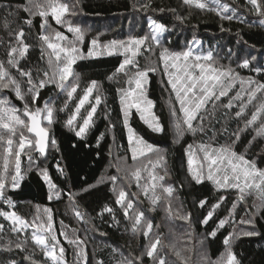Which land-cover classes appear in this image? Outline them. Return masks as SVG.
I'll use <instances>...</instances> for the list:
<instances>
[{
  "label": "snow or ice",
  "instance_id": "6c2138e0",
  "mask_svg": "<svg viewBox=\"0 0 264 264\" xmlns=\"http://www.w3.org/2000/svg\"><path fill=\"white\" fill-rule=\"evenodd\" d=\"M181 2L182 6L189 9L194 7L202 12L213 13L222 21L238 20L242 24L248 23L245 13H251L259 19L258 22L252 21L249 27L257 23L264 27V0H244L243 4L239 0H230V2L181 0ZM79 5L80 0H17L15 4L9 0L8 3H0V10L6 13L3 16L2 28L7 33V39L0 37V49L3 53L0 58V146H3V162L0 166V203L13 209L11 211L0 209V217L8 222L7 226L4 222H0V234L10 231L17 237L15 242L9 240L0 245V252H12L13 243L15 249L25 252L31 240L43 253L44 264L48 262L68 264L65 259L66 249L57 236L53 210L44 208L43 214L38 210L29 221L15 210L16 203L8 192L9 189L15 191L20 188L24 179L21 157L26 155L30 162L29 170L33 163L36 164L37 172L47 186L48 200L61 198L63 189L53 181L48 169L42 167L39 160L31 154L34 151L38 156L46 159L48 148L57 146L56 140L50 138V128L56 122L57 109L53 106L52 97L43 100V106H40L41 92L49 85H53L59 92L65 93L66 100L59 109L61 112L68 109V101H75L65 124L74 131L76 137L85 139L94 126V117L98 106L102 103V97L96 80H91L82 89V95L77 97L79 74L74 71L73 66L78 60L114 55L122 56L123 60L108 79L114 80L117 74L121 73L127 77L125 80L127 87H117L116 91L123 115L122 124L127 132L128 151L131 152L133 161L144 158L147 163L143 167L124 170L123 176L120 175L122 169L117 166L116 175L102 176L97 184L83 187L82 192H89L101 183H111L110 190L116 195L115 204L120 206L124 219L131 221L130 228H126V231L130 230L134 235L140 234L145 238L150 234L153 235L147 244L140 246L139 254L134 251L125 254L119 247L106 245L111 249L110 259L114 264H145V258H148L151 264H170L169 252L176 258L171 264H177V261L186 264L185 258L181 251L176 249L174 243L167 245L163 243L162 232L157 231L153 234V228L159 229L160 225H154L152 220L147 218L144 210L136 208L138 195L126 190L122 183L117 187L118 182L127 180L129 181L127 188H130L134 181L143 196L150 200L149 211H155L156 206L164 199L167 201L166 211L169 218H172L171 198L175 188L171 184L164 183L169 175L166 155L159 147L146 141L130 125L129 117L132 109H135L140 120L152 133L170 132L174 144L181 142L186 144L187 176L190 182H195L197 185L210 182L213 185L218 196L200 221L201 224L207 225L216 210L228 200V196L222 193L235 190V199L228 210V215L218 220L216 227L208 233V236L215 238L220 229L234 224L238 207H243L245 213L239 224L247 225L249 229L242 231V235L259 236L260 232L256 230L257 220L264 219V168L257 166V159H264V151L256 153L257 159L249 158L248 152L258 137L264 139V80L252 76L241 77L240 73L230 65H219L213 50L197 51L201 48L202 41L195 36L186 42L183 50L175 51L163 47L162 38L171 29L152 15L147 16L149 31L145 35L129 37L127 40L113 39L106 43H101L98 37H94L85 53L79 47L85 41V33L79 25L68 19L69 16L76 15ZM140 8L145 12H171L181 23L187 18L177 14L175 8L153 7L152 0H145ZM21 13L26 15L22 16ZM36 17L40 18V32L37 34L39 58L29 66L27 58L34 46L27 41ZM50 18L57 25L66 27L67 32L73 34V38L69 39L64 32L52 29ZM221 31L226 29L221 26ZM153 44L162 49L159 52V60L162 62V72L167 77L166 83L170 88V124L167 127L161 116L153 111L155 104L148 98L145 88L149 80V72H156L157 68L141 69L136 60L142 48L144 51L152 52ZM232 55L234 54L229 49L228 58L231 59ZM261 55L264 56V53ZM254 61H257V56L244 58L237 63V68L250 69L257 76L264 75V64H254ZM42 62L43 66H41ZM133 68L134 73L129 75ZM237 84L239 90L234 95H230ZM6 90L14 94L15 100L21 102L22 107H17L13 99L4 94ZM94 92L97 94L94 95ZM223 98H227L226 103ZM248 105H253L255 110L251 112L250 118H245ZM234 108L238 109L234 112V118L237 121L244 119L245 123L243 128L238 126L237 129L230 130L228 122L233 118ZM105 118L107 119V115ZM249 128H253L256 135L247 141L245 151L240 152L237 149L241 143V134ZM189 136L192 137L191 143L186 141V137ZM103 138L104 134L101 133L98 140ZM222 139L224 143H220ZM153 155L156 157L155 160L152 159ZM56 167L62 177L66 176L59 163ZM157 169H162L163 174H158ZM143 172L148 173V178L144 184H141L140 181L144 179ZM157 188L161 189L163 195L156 194ZM131 197H136V201ZM249 198L252 200L251 204L248 203ZM68 199L76 219L91 225L90 228L84 229L86 234L84 238L76 234L78 229H73L70 237L63 220L59 222L61 226L59 235L63 236L69 245H74L73 264H105L103 259H96L94 254L90 257L87 234L98 232L103 237L107 236V233L101 232L91 220L85 219L87 214L80 210L75 194L69 193ZM208 203L207 199H201L199 207L205 208ZM104 213L110 215L113 226L119 225L120 221L117 220L113 207L105 205L102 208L98 214L101 220ZM175 215L176 218L186 222H190L192 218L191 213L181 214L177 211ZM29 229H31L30 233ZM22 234L23 239H20ZM240 235L241 233L234 228L225 236L223 240L225 253L209 264H240L232 251V243L239 239ZM0 240H3V235H0ZM34 255V252L25 255L21 260L8 258L0 261V264H23V261L38 264L33 259Z\"/></svg>",
  "mask_w": 264,
  "mask_h": 264
},
{
  "label": "trees",
  "instance_id": "16d2710c",
  "mask_svg": "<svg viewBox=\"0 0 264 264\" xmlns=\"http://www.w3.org/2000/svg\"><path fill=\"white\" fill-rule=\"evenodd\" d=\"M8 2L9 0H0V3ZM11 2L15 4L17 0H11ZM144 2L145 0H80L78 11L87 20H94L96 28H103V30L106 29L108 32H115L114 27L118 24H120V27L125 26L129 19L142 21L144 16L152 15L153 18L165 23L169 29L176 28L178 33L181 27V30L188 34L197 32L207 38L209 35L214 36L217 42L224 44L231 51H234L237 47L245 50H264V27L259 26L258 23L249 27L250 23L242 24L238 20L222 21L213 13L198 12L182 6L181 0H152L153 7L175 8L177 14L187 17L181 23L175 19L173 13L168 11L164 13L143 11L140 5ZM189 12H191V15H189ZM5 14L4 10H0V37L7 39V33L2 28ZM21 15L24 16L26 14L21 13ZM101 21L104 22L103 24L105 22L107 24L100 27ZM39 24L40 18L36 17L34 19V27L28 34L27 42L34 46L30 50V56L27 58L29 66L34 64L39 58V41L37 39V34L40 32ZM221 26L226 31H221ZM83 49L87 51V41ZM2 55V49H0V58H2ZM119 63H121L119 57H104L90 60L84 59L75 64V72L79 74L82 88H85L91 80H96L103 96V101L95 115L94 126L83 140L76 137L75 133L70 129H67L65 125L66 114L64 111L63 114L59 111L64 100L57 94L58 91L55 86L49 85L41 92V107L43 106V100H47L49 97L56 101L54 104L57 107L56 122L50 130V138L56 140L57 146H50L47 158L42 161L53 181L63 189L61 198L59 200H48L47 186L35 170H31L25 175L21 181L20 188L15 191L9 189L8 192V195H11L16 203L15 210L26 219L31 218L35 207L51 208L56 228L59 227L61 220L67 227H73L75 218L71 213L68 196L69 193L75 194L76 203H78L80 210L87 214L85 218L91 220L101 232L107 233V236L102 237L96 232L97 241L101 238L103 242L96 241V244L92 242V245H94L92 255L94 254L98 259H103L105 264L114 263L110 259L112 255L111 249L106 247V245L119 247L125 254L129 251L139 254L140 246L145 244L142 235L138 236L132 234L130 230L126 231V228H130V223L124 219L122 210L115 204V197L110 190V183H101L89 192H82L83 187L89 184H97V181L108 173L112 157L111 148L115 147L120 151V154H126L127 140L122 125L118 93L116 91L119 84H116L114 80L108 79V76L113 74ZM41 66H43V62ZM249 75L255 76L256 79L264 80V75L257 76V74L253 73ZM6 95L13 99L14 103L18 102L22 106L21 102L15 100L14 94L7 92ZM148 98L155 104V113L161 116L166 127L169 126L170 118L169 110L166 106L167 100L162 91L160 81L153 74L149 76ZM220 111H223V109H220ZM106 115L107 119L105 118ZM232 117L228 122L230 130H235L238 126L241 128V120L237 121L233 113ZM112 125H115V127H112ZM130 125L146 141L166 150L172 185L175 188L174 194L177 196L182 212L191 213L196 234L207 236L208 254L212 260H215L224 249L223 240L228 235L229 229H222L215 238L208 237V233L215 228L218 220L226 215L232 204L231 200L228 199L219 208L212 220L207 225L202 226L200 221L207 214L211 204L216 202L218 194L208 182L197 185L195 182L186 180L184 169V149L186 144L184 142L174 144L170 132L167 134L152 133L135 115H132ZM101 133L104 134V138L98 140ZM111 133L114 139H112ZM251 138L252 135L250 133L241 136V143L237 150L244 152L245 145ZM186 141L191 143L192 138L186 137ZM224 142L223 139L220 141V143ZM261 151H264L263 142L257 139L248 152V156L251 159H257L256 153ZM57 163L64 169L66 176L62 177L59 174L56 167ZM257 166L264 168V159H257ZM201 199H207L209 202L205 208L199 207ZM105 205L113 207L116 218L120 221L119 225H112V220L108 213H104L103 220L99 218L98 214ZM0 209L13 210L2 203H0ZM0 222H4L7 226L8 222L3 221L2 217H0ZM256 230L260 232L259 236L241 237L233 244L232 251L236 254L240 264H264V219L257 220ZM0 235H3L0 245L5 244L9 240L15 242L17 238L16 234L10 231ZM20 239H23V237L20 236ZM12 247V252H0V261L12 257L21 260L23 256L34 252L33 259L39 263L43 262L42 252L34 246L31 240H29L25 252L15 249L14 243ZM25 263L26 261H23V264Z\"/></svg>",
  "mask_w": 264,
  "mask_h": 264
},
{
  "label": "rangeland",
  "instance_id": "374dc122",
  "mask_svg": "<svg viewBox=\"0 0 264 264\" xmlns=\"http://www.w3.org/2000/svg\"><path fill=\"white\" fill-rule=\"evenodd\" d=\"M227 2H230V0H227ZM239 2L240 3L242 2L241 4H243L244 0H239ZM191 10L202 12L200 10L195 9L194 7L191 8ZM203 12H207V11H203ZM245 14L247 15V18L249 21L248 23H251L252 21L258 22L259 17H257L256 15L251 14V13H245ZM68 19L72 20L75 25H79L85 33V41L82 45H79V47H81L83 51H84L83 46L85 45V42L87 41L88 47H90V41L94 37H98L101 43H106V42L111 41L113 39L127 40L129 37L143 36L146 33H148V31H149L147 28V17L146 16L143 17L142 21H134V20L129 19L128 22H126L125 26H123V27H120L119 26L120 24L116 25L114 27L115 32L114 31L108 32L106 29L103 30V28H100V29L96 28L94 20H90V19L87 20L86 18H84L82 15L79 14L78 9H77L76 15L75 16H69ZM49 22L51 23L52 29H57V30L64 32L65 35H67L69 37V39L73 38V34L68 33L66 30V27H62L60 25H57L55 23V21L52 20L51 18H50ZM103 23L104 22H102V21L100 22V27L102 25L107 24L106 22H105V24H103ZM174 31H175V33H174ZM176 31H177L176 28H171L170 32H166L164 34V37L162 38L163 47H167V48H169L171 50H175V51L183 50L186 42L192 40V38L195 36L196 38H198L199 40L202 41V46L197 51L203 52V51H207V50H213L214 55L217 56V61H218L219 65H224V66L230 65L232 68L236 69V71H238L240 73L241 77H245V78L252 76L249 74L253 73V72H251L250 69L237 68L238 62L242 61L244 58H250V56L254 55V56H257V61H254L253 62L254 64H258V63L264 64V56L261 55L262 53H264V50L263 51H261V50H245V49H242L241 47H237L236 49H234V51H231L234 55H232L231 59H229L228 58L229 49H227L224 44H220L219 42H217L214 39V36L209 35L207 38L205 36L200 35L197 32L188 34V33H185L183 30H181V27H180L179 33ZM161 50L162 49L160 47H157L154 44H153V51L152 52L144 51V49L142 48L141 54L136 57V60L138 61L139 67L141 69L148 68V67H156L157 68L156 72H149V76H150V74H153V75L157 76L158 80L160 81L162 91L164 92L165 97H166L165 99L167 100L166 106L168 107V110H169V106H170L169 101L171 98L170 97V88L166 83L167 77L164 76L163 72H162V62L159 60V52ZM84 52L86 53L87 51H84ZM104 57H109V56H103V57H99V58H104ZM110 57H119L120 62H122V60H123V57L120 55H114V56H110ZM87 59L90 60V59H96V58H87ZM79 61H81V60H78L77 62H79ZM73 68L75 71V65L73 66ZM134 71H135V69L133 68L132 71L129 72V75H132L134 73ZM253 74H255V73H253ZM252 77L255 78V76H252ZM126 79H127V77L121 73V74H117V77L114 79V81L116 84H119L118 87H127V84L125 83ZM117 81H119V83H117ZM148 84H149V80H148V83L145 85L147 96H148ZM82 89H84V88H82L80 78H79V89L77 92V97L79 95H82ZM56 90L58 91L59 96H61V99L64 100L62 105H61V107H63L64 102L66 100V94L63 92H59L58 89H56ZM238 90H239V84L236 85V88L233 89V91L230 93V95H234L235 92ZM7 92H9V91L6 90L4 94L6 95ZM95 94H97V93L94 92V95ZM99 94L101 95L102 101H103V96H102L100 86H99ZM118 100H119V95H118ZM53 101L55 104L56 101L54 99H53ZM223 101L226 103L227 98H223ZM74 103H75V101H68L69 107H68V109H66L64 111V113L66 114V120H67L72 108L74 107ZM53 106L55 107V105H53ZM86 107H87V105H86ZM99 107L100 106H98L97 111H98ZM119 107H120V113L122 116L121 118L123 120L120 101H119ZM55 108L57 109V107H55ZM236 110H238V109L234 108L232 110L233 116H234V112ZM254 110L255 109H254L253 105H248V109L246 111L245 118H250L251 112ZM153 111H154V109H153ZM61 113L63 114V112H61ZM168 114H169V111H168ZM132 115H135L138 118V120L141 123H143V121L140 120L139 114L135 111V109L131 110V115L129 117V123L131 122ZM169 118H170V116H169ZM94 120H95V117H94ZM241 122H242L241 128H243L245 120L241 119ZM257 123L259 124V121ZM145 126L147 127V125H145ZM51 128H52V126H51ZM51 128H50V130H51ZM67 129H69V128L67 127ZM72 132H74V131H72ZM124 132H125V136H126V140H127V132H126L125 128H124ZM247 133H250L252 136L256 135L254 129L249 128L245 133H242L241 136H243ZM111 137H112V139H114L112 133H111ZM189 137L192 138L191 136H189ZM257 139L261 140L263 142V146H264V139H261L259 137ZM159 148L166 155V150L163 149L162 147H159ZM111 151H112V153H111L112 154L111 164L109 165L108 173L106 174L107 176L116 175L117 174V166H119V168L122 169V171L120 172V175L123 176L125 174L124 170L134 169L136 167H143V165L147 163V160L144 158H141L139 161H133L132 160L131 152L128 151V141H127V147L125 150L126 154H120V151H118V149L115 147L111 148ZM31 154L33 155V157L35 159H38L39 162L41 163V166L44 167V163H43L44 158L41 159V157L38 156V154L34 151ZM2 157H3V146H0V166H2V162H3ZM155 158L156 157L153 155L152 159L155 160ZM184 158H185V163H184L185 178L188 182H190V180L187 176V157L185 155V149H184ZM166 162H167V158H166ZM29 163L30 162L28 161L27 156L22 155V157H21V168H22V175L24 177L31 170L37 171L36 164H34V163L31 165V169L29 170ZM167 169L169 172L168 163H167ZM157 172H158V174H163L162 169H157ZM106 175L104 177H107ZM142 176L144 177V179H142L140 181V183L144 184L145 180L148 178V173L143 172ZM121 183L126 187V190H128L131 193H136L138 195L139 201L136 202V205H135L136 208L139 210H144L147 218L152 220L154 225H160L159 229H156L155 227L153 228V234L156 233L157 231L162 232L164 234L163 243L165 245H167L169 243H174L176 245V249L181 251L182 256L186 260V264H209L210 261H216L219 257H221L222 254L225 253V245L223 244L224 249L218 258H216L215 260H212L209 257L208 250H207V242H206L207 236L204 234H196L195 233V231H194V220L191 218L190 222H186L184 220L176 218L175 214L177 211H179L181 214H187V213L182 212L181 206L179 205L177 196H175V194L171 198V206H172V214L173 215H172V218H169V214L166 211L167 201L162 199L161 202L156 206L155 211H149L148 209L151 206L150 200L147 197L143 196V194L141 193V189L136 187L135 182L133 181L131 184V187L127 188L129 181L124 180V181L118 182L117 187H119ZM164 183L172 185V178H171L170 172H169V175L166 177V180ZM208 183L211 184L210 182H208ZM211 186L213 187L212 184H211ZM110 187H112L111 183H110ZM156 194L157 195H163L160 188H157ZM222 194L227 195L228 199L231 200V203L235 199V195H236L235 190H231L228 193H222ZM150 195H151V193H149V196ZM113 196L116 199V195L114 193H113ZM131 198L134 201H136V197H131ZM248 203L249 204L252 203L251 198H249ZM118 207L120 208V206H118ZM230 208H231V206H230ZM43 209L44 208H41V207L33 208L32 216L28 220L31 221L33 216L37 213L38 210H39L40 214H43ZM209 209H210V207H209ZM218 210L219 209L216 210V213L218 212ZM71 213H72L73 217L75 218V223L73 224V227H71V228L67 227L66 228L69 236L71 237L73 229H78L79 231H77L76 234L79 235L81 238H84V236L86 235L84 232V229L90 228L91 227L90 224L86 225L82 221L77 220L76 217L74 216L72 209H71ZM227 215H228V211L226 212V215L224 217H226ZM244 215H245V213H244L243 207H238L236 209V213H235V223L232 225H226V227H225V228L229 229V233L232 232L233 229L235 228L237 230V232L241 233L240 238L241 237H247V236L242 235V231L249 230L248 226L239 224V220L242 217H244ZM85 219H87V218H85ZM129 223L131 224V221H129ZM201 225L203 226V224H201ZM60 228H61L60 225L58 228H56L57 229V236L66 249L65 259L68 261V264H73V261H74V255H73L74 245H69L67 243V241L64 239V237L59 235ZM221 230L222 229H220L219 231H221ZM28 231L30 233L31 229H29ZM95 234H97V233L96 232H90L87 234L88 235L87 246H88V250L90 253V257L92 255V253L94 252L93 251L94 245H92V242H95V244H96V241H97V236ZM21 236L23 237V234ZM138 236H140V234H138ZM152 238H153L152 234H150V236L148 238L143 237V239L145 240V244H147L148 241ZM210 238H212V237H210ZM237 240L238 239L234 240V242L232 243V247H233V244H235V242ZM97 242H103V240L101 238H99V241H97ZM185 245H186V247H185ZM168 257L170 258V260H169L170 263L172 260L176 259L171 252H169ZM117 258H119V257L117 256ZM42 259H43V262H40V263L38 262V264H44L45 257L43 256V253H42ZM96 259H98V258H96ZM25 264H29V262L26 261ZM48 264H50V262H48ZM145 264H151V261L148 258H145ZM177 264H181V262L177 261Z\"/></svg>",
  "mask_w": 264,
  "mask_h": 264
},
{
  "label": "water",
  "instance_id": "95a60500",
  "mask_svg": "<svg viewBox=\"0 0 264 264\" xmlns=\"http://www.w3.org/2000/svg\"><path fill=\"white\" fill-rule=\"evenodd\" d=\"M17 105H18V107H22L18 102H15ZM42 158H45V157H42Z\"/></svg>",
  "mask_w": 264,
  "mask_h": 264
}]
</instances>
